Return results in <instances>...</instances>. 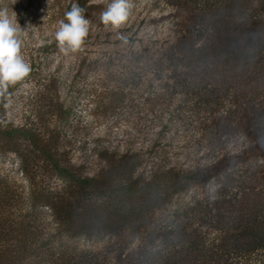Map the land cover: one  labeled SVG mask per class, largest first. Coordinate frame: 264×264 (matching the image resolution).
Wrapping results in <instances>:
<instances>
[{"label":"rangeland","instance_id":"1","mask_svg":"<svg viewBox=\"0 0 264 264\" xmlns=\"http://www.w3.org/2000/svg\"><path fill=\"white\" fill-rule=\"evenodd\" d=\"M10 1L11 4L5 3L0 8L16 13L18 23L26 29L22 53L32 71L10 96L6 107L8 122L22 125L29 121L46 136H60L59 149L68 151L75 163L86 162V173H96L104 164L95 154L96 147L143 153L146 163L142 168L148 171L157 160L165 161L166 167L189 169L206 166L264 138V87L256 93V107L248 106V99L255 94L247 95L233 88H228L220 97L217 93V101L196 88L171 95L175 81L186 78L191 85L200 69L190 58L197 56L192 47L204 37L194 30L189 34L187 16L202 7L204 0H187L192 3L187 8L176 6L174 0H132V14L119 30L100 20L101 12L111 0H90L88 4L99 8L85 15L91 21L89 36L81 50L69 55L59 51L55 31L68 6L78 0ZM118 33L126 37V43ZM222 59L212 61L217 65V80L207 77L212 84H217V90L225 78ZM255 62L251 60V65H257ZM182 71L189 72L181 75ZM163 82L169 85L165 89L170 90V95L164 91ZM117 86L125 95L122 101L114 102L120 98V95L113 97L112 90ZM182 86L179 88L183 89ZM146 95L151 98L143 103ZM60 103L70 113L63 114ZM176 103L180 105L177 109ZM115 104L119 108H114ZM94 106L100 107L96 114L92 111ZM239 121L242 128L238 126ZM248 122L254 124L248 126ZM155 139L158 146L152 152ZM250 165L257 168L255 171L262 170L264 159L241 164L232 176L242 178L248 174L245 169ZM0 174L15 188L27 186L20 159L14 152L0 153ZM39 175L37 179L43 185L48 181L53 186L64 185L55 176L45 177L48 180L45 182L41 171ZM223 178L226 179L225 175ZM219 180L223 179H215L203 187L195 185L179 195L168 209L155 213L151 219L153 227L169 224L174 208L187 204L194 195L202 197L205 189L216 190ZM234 183L231 182L233 186ZM44 209L47 211L42 214L44 233L59 234L50 210ZM194 210L188 216L196 217ZM195 225L200 227L199 233L181 239L178 244L169 240L158 253L154 248L149 250L151 245L141 243L138 236H127L129 241L125 244L109 234L66 241L79 251H89V256L100 259L102 264H119L117 256L121 250L132 253V262L138 259L141 264H264L262 252L247 254L246 247H221V244L218 247V228L202 225L199 220ZM58 239L55 237L53 242Z\"/></svg>","mask_w":264,"mask_h":264},{"label":"trees","instance_id":"2","mask_svg":"<svg viewBox=\"0 0 264 264\" xmlns=\"http://www.w3.org/2000/svg\"><path fill=\"white\" fill-rule=\"evenodd\" d=\"M182 1L174 0V4L181 8L192 4ZM88 2L90 0L76 2L85 9V15L99 8ZM5 3L9 5L11 1L0 0V7L6 6ZM251 5L254 7L249 9ZM192 11L190 17L187 16L191 25L190 28L188 24L187 30L191 35L192 30L197 31L204 39L192 47L197 56L189 58L196 61L200 69L191 85L186 78L175 81L171 95L196 88L217 101V93L220 97L228 88H233L247 95L255 94L248 99V106L256 107L254 98L264 87V0H204L202 7ZM217 58H223L225 74L219 90L217 84L207 80L208 76L217 80V65L212 63ZM253 59L257 65H251ZM189 71H182L181 75ZM22 82L10 85L0 94V153L18 155L21 173L27 181V186L15 188L0 174V264H102L100 259L89 256V251L68 246L66 240L99 238L105 234L118 237L124 244L129 241L127 236H138L141 243L151 245L149 250L154 248L158 253L169 240H175L176 244L199 233L201 229L195 225L198 220L202 225L219 229L218 247L220 244L221 247H246L247 254L259 251L264 255V169L255 171L257 168L250 165L245 169L248 174L242 178L232 176L241 164L264 159V138L206 166L189 169L166 167L165 161L157 160L148 171L142 168L146 163L143 153L130 152V149L121 153L109 146L96 147L95 154L104 164L96 173L89 174L86 162L75 163L68 151L59 149L60 136H46L29 121L22 125L8 122L6 107ZM166 82L161 84H164L163 89L169 86ZM181 84L183 89L179 88ZM164 91L170 95L168 88ZM112 93L113 97L120 95L114 102L122 101L125 95L118 86ZM150 98L146 95L143 103ZM63 106L60 103L63 114L70 113V109L67 111ZM118 106L115 104L114 108ZM179 106L176 103L175 109ZM94 107L92 111L96 114L100 107ZM240 124L241 121L239 127ZM100 140L98 137L97 141ZM157 146L155 139L151 151ZM40 171L45 182V177L55 176L64 185L53 186L48 180L49 183L43 185L37 179ZM219 178L223 180H219L216 190L205 189L202 197L194 195L193 200L171 211L169 224L153 227L151 219L155 213L168 209L179 195L195 185L203 187ZM44 208L50 210L47 214L59 234L44 233L42 214L47 212ZM193 210L196 217L192 218L188 213ZM57 236L59 239L53 242ZM131 254L121 250L117 263L141 264L138 259L132 262Z\"/></svg>","mask_w":264,"mask_h":264},{"label":"clouds","instance_id":"3","mask_svg":"<svg viewBox=\"0 0 264 264\" xmlns=\"http://www.w3.org/2000/svg\"><path fill=\"white\" fill-rule=\"evenodd\" d=\"M134 4L132 0H111L106 10L100 14L101 22L119 30L128 21ZM91 21L85 16V9L73 3L71 10L64 14V19L57 22L55 40L58 49L65 55L82 49L89 36ZM26 29L17 20L16 13H9L7 8H0V94L10 85L24 80L32 71L23 53V37ZM125 43L126 37L118 33Z\"/></svg>","mask_w":264,"mask_h":264}]
</instances>
